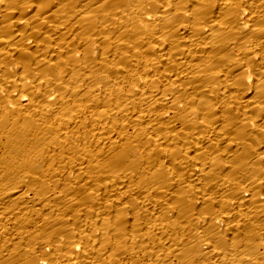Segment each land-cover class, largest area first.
Segmentation results:
<instances>
[{
	"label": "bare ground",
	"instance_id": "6f19581e",
	"mask_svg": "<svg viewBox=\"0 0 264 264\" xmlns=\"http://www.w3.org/2000/svg\"><path fill=\"white\" fill-rule=\"evenodd\" d=\"M0 264H264V0H0Z\"/></svg>",
	"mask_w": 264,
	"mask_h": 264
}]
</instances>
